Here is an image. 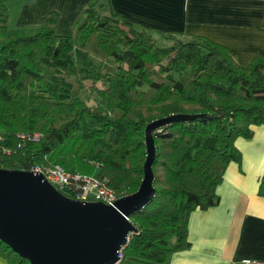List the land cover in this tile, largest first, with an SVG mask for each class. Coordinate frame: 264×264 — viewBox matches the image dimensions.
Returning <instances> with one entry per match:
<instances>
[{
    "label": "trees",
    "instance_id": "16d2710c",
    "mask_svg": "<svg viewBox=\"0 0 264 264\" xmlns=\"http://www.w3.org/2000/svg\"><path fill=\"white\" fill-rule=\"evenodd\" d=\"M9 1L0 0V169L58 164L107 180L120 199L144 180L147 127L195 117L155 131L156 195L131 215L137 231L121 263L170 264L191 247V214L214 207L228 166L242 164L237 142L264 126V48L244 67L209 39L118 15L111 0H89L71 35L57 34L58 12L12 30ZM0 257L29 264L2 241Z\"/></svg>",
    "mask_w": 264,
    "mask_h": 264
},
{
    "label": "crops",
    "instance_id": "0c3cea01",
    "mask_svg": "<svg viewBox=\"0 0 264 264\" xmlns=\"http://www.w3.org/2000/svg\"><path fill=\"white\" fill-rule=\"evenodd\" d=\"M89 0H10L8 26L33 29L44 16L58 12L59 35H71L72 24ZM113 10L144 26L181 39L206 38L224 46L241 66H248L264 48V0H111ZM243 152L232 162L217 189L218 202L194 211L189 219L188 250L175 253L170 264H264V126L251 140L237 142ZM0 264H10L0 257Z\"/></svg>",
    "mask_w": 264,
    "mask_h": 264
},
{
    "label": "water",
    "instance_id": "95a60500",
    "mask_svg": "<svg viewBox=\"0 0 264 264\" xmlns=\"http://www.w3.org/2000/svg\"><path fill=\"white\" fill-rule=\"evenodd\" d=\"M194 118L172 116L147 127L148 156L141 187L113 206L73 201L32 171L0 169V241L29 264H118L120 250L127 248L137 231L131 215L156 195L155 131Z\"/></svg>",
    "mask_w": 264,
    "mask_h": 264
},
{
    "label": "built area",
    "instance_id": "2783aa9c",
    "mask_svg": "<svg viewBox=\"0 0 264 264\" xmlns=\"http://www.w3.org/2000/svg\"><path fill=\"white\" fill-rule=\"evenodd\" d=\"M40 136L35 135L37 141ZM32 172L42 175L58 192H66L65 197L80 203H101L113 206L118 200L115 190L108 185L107 180L72 173L61 165L37 166ZM120 250L119 263L124 259V250ZM23 264V263H21ZM242 264H261L260 262L244 260Z\"/></svg>",
    "mask_w": 264,
    "mask_h": 264
},
{
    "label": "rangeland",
    "instance_id": "374dc122",
    "mask_svg": "<svg viewBox=\"0 0 264 264\" xmlns=\"http://www.w3.org/2000/svg\"><path fill=\"white\" fill-rule=\"evenodd\" d=\"M34 29V28H33ZM159 46H162V47H164V46H168L169 45V43H162V42H159V44H158ZM91 104H93V103H91ZM85 175V174H84ZM90 176V175H89ZM91 177H94L93 175H91ZM61 193H63V194H66L67 195V193L66 192H62L61 191Z\"/></svg>",
    "mask_w": 264,
    "mask_h": 264
},
{
    "label": "bare ground",
    "instance_id": "6f19581e",
    "mask_svg": "<svg viewBox=\"0 0 264 264\" xmlns=\"http://www.w3.org/2000/svg\"><path fill=\"white\" fill-rule=\"evenodd\" d=\"M60 198L63 200V201H67L69 202L66 198H64L63 196H60Z\"/></svg>",
    "mask_w": 264,
    "mask_h": 264
}]
</instances>
